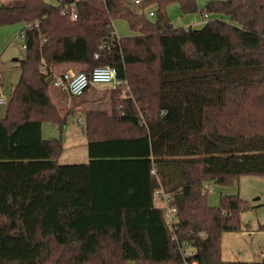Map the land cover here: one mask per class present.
I'll list each match as a JSON object with an SVG mask.
<instances>
[{"label":"trees","instance_id":"1","mask_svg":"<svg viewBox=\"0 0 264 264\" xmlns=\"http://www.w3.org/2000/svg\"><path fill=\"white\" fill-rule=\"evenodd\" d=\"M171 3L199 10L197 0H144L142 13L134 0L0 2V24L23 23L26 44L0 115V264H264V252L222 258L223 232L241 228L249 205L239 194L211 205L207 189L264 175V0H206L204 14L237 24L201 28L175 27ZM118 18L136 34L117 36ZM64 63L114 66L129 85L86 112L87 162L60 163L63 138L42 132L67 122L47 81ZM158 189L176 207L172 226ZM177 239L196 253L183 257Z\"/></svg>","mask_w":264,"mask_h":264},{"label":"rangeland","instance_id":"2","mask_svg":"<svg viewBox=\"0 0 264 264\" xmlns=\"http://www.w3.org/2000/svg\"><path fill=\"white\" fill-rule=\"evenodd\" d=\"M8 0H0L7 2ZM57 3L58 0H48ZM199 10L193 13H185L179 3H171L167 12L175 27L201 28L203 24L212 18H224L237 24L230 16L221 13L204 14L202 9L206 0H197ZM137 9L140 7L135 6ZM156 9V6L152 7ZM147 10V9H146ZM117 36H131L136 34L126 19L118 18L113 21ZM24 25L21 22H8L0 24V91L9 96L17 84L21 69L20 59L25 56V48L22 47L24 38L21 30ZM79 71V69H76ZM95 98L86 101L74 112L69 113L67 122L63 127V151L58 157L61 163L85 162L87 154V136L84 131L86 126V111L94 108H110V83L95 84ZM51 92L55 101L63 108L65 113L68 105H74L79 98H73L67 91H62L52 84ZM124 95L125 93L122 92ZM92 93L88 94L91 99ZM5 111V105H0V115ZM44 137H59L60 129L50 121L42 124ZM76 152V153H73ZM208 202L211 205L220 203L221 194H239L248 202L249 207L240 211L241 228L236 231H224L222 234V258L224 260H238L253 262L262 259L264 252V175L249 174L233 179L230 183L219 184L210 181L207 184ZM162 205L163 201H157ZM131 264H134L132 262Z\"/></svg>","mask_w":264,"mask_h":264},{"label":"built area","instance_id":"3","mask_svg":"<svg viewBox=\"0 0 264 264\" xmlns=\"http://www.w3.org/2000/svg\"><path fill=\"white\" fill-rule=\"evenodd\" d=\"M144 0H134V3L141 7ZM67 11L70 10L69 7L65 8ZM72 18H77V13L75 12V6L72 5ZM142 13V10H140ZM147 14L150 17L155 16V9H149ZM23 48H26L25 42L22 45ZM97 56V55H96ZM45 68V65H42ZM51 83L61 88L62 90L70 93L71 96H81L90 86H95L98 83H110L111 88L122 87L123 93H126L129 89L127 79L121 78L118 76V70L116 67L111 65H101L96 66L92 70L91 74L86 71H72L65 70L62 72H54ZM1 81V76H0ZM9 96H6L3 92L0 91V105H6L8 103ZM155 172V169L153 170ZM155 197L163 201V206L165 207L164 216L168 223L172 226L176 220V207L170 204L169 195L165 192H162L161 189L155 191ZM178 245L180 252L183 257L193 256L196 253V248L192 246L188 240H178ZM197 262L194 261L193 264Z\"/></svg>","mask_w":264,"mask_h":264},{"label":"crops","instance_id":"4","mask_svg":"<svg viewBox=\"0 0 264 264\" xmlns=\"http://www.w3.org/2000/svg\"><path fill=\"white\" fill-rule=\"evenodd\" d=\"M59 69H60V71H65V70H72V71H75L77 68H78V65H74V64H68V63H64V64H61L59 67H58ZM95 89H96V87L95 86H93V87H91L88 91H87V93H86V95H85V98L83 99V102L81 103V104H79L78 106H76V107H73L74 105H68V109H66V111H65V113L64 114H66L67 115V117H68V115H69V113H72V112H74L80 105H82L84 102H86V101H93L92 99L93 98H95V96H96V94H95ZM97 90V89H96ZM62 91H65V90H62ZM90 93H92V96H91V99H89L88 98V94H90ZM53 96V95H52ZM54 99V98H53ZM54 101H55V99H54ZM56 102V101H55ZM57 103V102H56ZM58 104V103H57ZM58 106H59V104H58ZM60 107V106H59ZM62 110H63V108L62 107H60ZM74 109V110H71V109ZM88 111V110H87ZM86 111V112H87ZM86 116V115H85ZM63 131V130H62ZM62 131H61V133H60V136L62 137ZM84 131H85V129H84ZM86 133V132H85ZM87 136V135H86ZM63 138V137H62ZM88 143V142H87ZM73 153H76V152H73ZM77 154V153H76ZM87 154H88V159L87 160H85V162H87L89 159H90V157H89V153H88V147H87ZM58 161H59V159H58ZM60 162V161H59ZM61 163V162H60ZM75 163H77V162H75ZM160 200V199H159ZM157 201H158V198H156L155 197V204L156 205H158V206H161L160 204H158L157 203ZM163 205V204H162Z\"/></svg>","mask_w":264,"mask_h":264},{"label":"water","instance_id":"5","mask_svg":"<svg viewBox=\"0 0 264 264\" xmlns=\"http://www.w3.org/2000/svg\"><path fill=\"white\" fill-rule=\"evenodd\" d=\"M52 78H53V75H50V76L48 77L47 81H48L49 83H51Z\"/></svg>","mask_w":264,"mask_h":264}]
</instances>
